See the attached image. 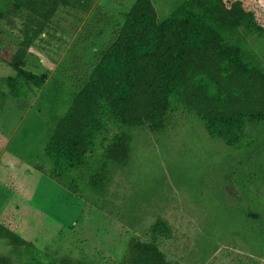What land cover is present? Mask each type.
I'll return each instance as SVG.
<instances>
[{"label": "rangeland", "instance_id": "1", "mask_svg": "<svg viewBox=\"0 0 264 264\" xmlns=\"http://www.w3.org/2000/svg\"><path fill=\"white\" fill-rule=\"evenodd\" d=\"M133 1L91 0L84 10L59 7L25 58L24 70L45 80L15 99L26 105L23 110L5 82L13 77L7 61L20 39L0 21V92L6 93L0 96V220L44 254L87 264H116L133 236L125 234L122 222L136 223L143 235L156 218L174 233L172 244L158 241L161 251L175 256L172 264H264V188L225 181L219 170H226V146L182 107L174 106L162 133L152 135L147 125L130 131L129 168L109 165V180L92 197L81 188L70 192L45 171L49 134L74 97L69 75L87 79ZM151 1L161 21L184 0ZM228 1H240L264 27V0ZM9 5L0 0V12ZM106 146H95L91 159H99ZM217 160L213 173L209 166ZM0 256L21 264L5 240Z\"/></svg>", "mask_w": 264, "mask_h": 264}, {"label": "trees", "instance_id": "2", "mask_svg": "<svg viewBox=\"0 0 264 264\" xmlns=\"http://www.w3.org/2000/svg\"><path fill=\"white\" fill-rule=\"evenodd\" d=\"M90 1L9 0L7 11L0 12V21L20 39L7 61L13 77L5 81L18 109L26 105L15 99L26 95L27 87L40 89L45 80L24 70L29 49L45 34L59 7L84 10ZM256 39L260 43L253 46ZM69 76L74 97L49 134L42 155L49 177L70 192L81 188L89 197L101 192L109 180V165L129 168L133 142L129 132L147 125L152 135L162 133L174 106L187 110L226 146L222 163L226 170H219L225 181L247 182L259 192L264 188V27L240 1L184 0L159 21L151 0H134L87 79ZM105 144L100 158L92 160L94 147ZM217 163L209 166L213 173ZM136 225H124L139 235L129 239L123 257L114 262L172 264L158 243V238L171 235L165 220L156 218L143 235ZM8 227L1 219L0 240L21 264H87L52 258ZM0 264L13 262L0 256Z\"/></svg>", "mask_w": 264, "mask_h": 264}, {"label": "crops", "instance_id": "3", "mask_svg": "<svg viewBox=\"0 0 264 264\" xmlns=\"http://www.w3.org/2000/svg\"><path fill=\"white\" fill-rule=\"evenodd\" d=\"M112 222H115L114 220H112ZM119 224V223H118ZM120 225V224H119ZM123 229H124V232H125V234L126 235H128L129 236V238H130V236L133 234V235H138V233L137 232H133L132 233V231H130V230H128L127 228H125V226L123 225ZM174 234V233H173ZM173 234H171L168 238H158V241H159V243L160 244H162V245H169V244H172L173 243V240L171 239V236H173ZM128 238V239H129ZM172 240V241H171ZM126 245H127V243H125ZM160 246V245H159ZM161 247V246H160ZM166 256H167V259L168 260H175V256H173L172 254H167V253H165V252H163ZM182 258V257H181ZM178 261V260H177ZM179 262V261H178ZM176 263V262H175Z\"/></svg>", "mask_w": 264, "mask_h": 264}]
</instances>
